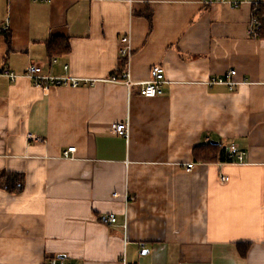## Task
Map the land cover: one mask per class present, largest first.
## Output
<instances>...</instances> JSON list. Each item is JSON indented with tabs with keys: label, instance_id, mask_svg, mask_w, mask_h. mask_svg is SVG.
Masks as SVG:
<instances>
[{
	"label": "crops",
	"instance_id": "1",
	"mask_svg": "<svg viewBox=\"0 0 264 264\" xmlns=\"http://www.w3.org/2000/svg\"><path fill=\"white\" fill-rule=\"evenodd\" d=\"M253 15L247 2L0 0V68L18 75H0V180H23L17 192L0 186V264H264V35L247 33ZM30 63L94 82L39 88ZM154 65L166 82L144 97ZM229 69L233 89L208 83ZM231 143L241 159L214 157ZM105 213L116 222H100Z\"/></svg>",
	"mask_w": 264,
	"mask_h": 264
},
{
	"label": "built area",
	"instance_id": "2",
	"mask_svg": "<svg viewBox=\"0 0 264 264\" xmlns=\"http://www.w3.org/2000/svg\"><path fill=\"white\" fill-rule=\"evenodd\" d=\"M43 2H48L50 0H39ZM204 3H211L215 1L225 2L228 3L230 6L236 7L243 2H247L253 5V9L255 11L256 6L259 4V0H202ZM259 23L255 15H253L250 25L247 29V33L250 36L256 37L258 34ZM121 42L125 44V46L121 50L122 55H127L129 53V40L127 36L121 37ZM55 61V59H52ZM67 66L65 65L64 68ZM235 74V70L229 69L226 73L215 76L214 78L208 81L209 84H226L228 85L229 89H233L236 84V81L233 80V76ZM0 75L8 77L11 81H14L17 78V74L10 71L7 68H0ZM24 75L31 79L32 84L39 88H47L51 85H63V86H71L76 87L81 83L85 84H93L94 80H89L86 78H79V77H72V76H51L42 73L41 66L35 63H30L24 72ZM124 82L129 86L135 82H132L129 79L128 73L123 74ZM112 80H117L116 78H112ZM166 82L164 78V68L161 65H154L150 70V78L141 83L139 88V93L144 97H154L162 93L161 86ZM112 128L117 134L120 135H127L129 130L128 121H120L112 124ZM26 140L28 142L34 143H42L44 142V138L39 135H36L32 132H27ZM75 147L69 146L63 151V156H69L70 153L74 152ZM227 153L229 158H238L241 159L244 152L239 150L234 144H229L227 147ZM192 167V163L188 164L187 170ZM221 180H227V177H221ZM113 196H117L116 192L112 193ZM100 222L104 224H112L116 222V215L115 213H105L99 216ZM140 247L143 248L145 243L141 242ZM45 264H77L73 261H70L64 257L50 255L46 258ZM117 264H136L135 262H128L124 256L120 257L117 261Z\"/></svg>",
	"mask_w": 264,
	"mask_h": 264
},
{
	"label": "trees",
	"instance_id": "3",
	"mask_svg": "<svg viewBox=\"0 0 264 264\" xmlns=\"http://www.w3.org/2000/svg\"><path fill=\"white\" fill-rule=\"evenodd\" d=\"M254 15L256 16L259 23L258 34L256 36L259 37L264 35V5L258 4L254 11ZM207 154L208 155L211 154L210 151H208ZM213 155L218 160H222V161L230 160V158L227 156L223 148H218L216 152H213ZM0 186L4 187L8 191L17 192L23 186L22 176L16 173L8 174L6 175V179L4 181L0 180ZM243 246L246 247L247 245L244 244ZM240 253L244 255L245 248L242 249L240 248Z\"/></svg>",
	"mask_w": 264,
	"mask_h": 264
}]
</instances>
